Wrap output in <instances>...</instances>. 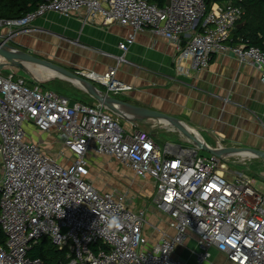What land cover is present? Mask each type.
Wrapping results in <instances>:
<instances>
[{"label": "built area", "instance_id": "1", "mask_svg": "<svg viewBox=\"0 0 264 264\" xmlns=\"http://www.w3.org/2000/svg\"><path fill=\"white\" fill-rule=\"evenodd\" d=\"M241 3L44 0L21 17L0 18V39L10 42L47 11L81 13L84 22L99 16L102 24L131 29L118 44L122 51L149 29L174 45L178 67L201 70L215 55H232L252 65L264 87V51L233 38ZM75 73L103 87L97 92L105 98L130 89L115 77L116 67ZM138 119L93 97L83 103L0 74V264H43L28 255L43 238L61 252L56 264H189L178 253L189 239L193 264H208L212 248L231 264H264V191L221 163L235 157L221 144L208 158L192 142L161 146ZM95 165L114 173L127 168L148 182L150 201L140 206L126 191L99 189L91 179ZM113 216L119 230L108 227Z\"/></svg>", "mask_w": 264, "mask_h": 264}, {"label": "crops", "instance_id": "2", "mask_svg": "<svg viewBox=\"0 0 264 264\" xmlns=\"http://www.w3.org/2000/svg\"><path fill=\"white\" fill-rule=\"evenodd\" d=\"M82 18L81 13L66 17L47 11L11 42L49 61L56 57L72 72L103 74L116 67L115 77L130 86L118 94L125 98L123 102L173 116L200 136L204 131L214 141L207 144L212 148L221 141L224 146L264 151V87L252 65L241 64L232 55H215L204 69H193L188 63L181 68L174 45L151 30L136 32L122 51L118 44L131 33L130 28L102 24L99 16L85 22ZM127 115L136 117L130 112ZM139 118L151 126L161 124L159 119ZM181 251L179 248V256ZM210 252L208 264H231L215 249Z\"/></svg>", "mask_w": 264, "mask_h": 264}, {"label": "rangeland", "instance_id": "3", "mask_svg": "<svg viewBox=\"0 0 264 264\" xmlns=\"http://www.w3.org/2000/svg\"><path fill=\"white\" fill-rule=\"evenodd\" d=\"M54 58L57 59L56 57ZM55 59L50 61L61 67L67 68L71 71L73 70L72 68H68L66 66L59 64ZM31 65L35 66V64H31ZM0 74L11 77L13 79L18 76H21L22 78L25 79V82L28 86L38 85L43 88H47L49 90L55 91L56 93L65 96L68 99L83 101L85 103L92 102V98L88 94H86L83 91V89L73 84L70 80H66L58 76L50 78L49 80L37 79L35 75L31 72V70H29L28 68H27V72H23L17 68L8 67V66H4L0 70ZM93 85L96 88L103 89V87L97 84H93ZM115 99L119 101L125 100V98L122 97L121 95L116 96ZM137 127L139 129L146 130L155 134L158 139L156 141L161 146L164 145L166 142L192 146L190 141L184 142L186 140V136L183 135L180 131H178L176 128H174L171 125L164 126L162 124H158L156 126H151V124L146 123L144 120H139L137 121ZM202 136L206 144L211 145L214 143L213 139L210 136H208L204 131H201V137ZM216 142L217 144H221L222 147L224 148H228V149L239 148L235 146H224L221 141H216ZM216 147L217 146H214V148ZM199 155L208 158L211 154L205 150H200ZM107 161L108 163L112 162L110 160ZM102 163H104V160L100 159L97 165H100ZM221 163H224L228 170L239 171L246 174L248 178L251 180V182H253L256 188H259L264 191V159L259 157H250L248 159L243 160L238 157V158H229L225 162H221ZM106 168L103 169L101 167V169H98L96 168V165L93 166L91 179L99 189L101 190L117 189V190L126 191L127 195L130 197L133 203L134 204L136 203V205H140V206L143 205L144 203L147 204V202L150 201L148 197L150 193L148 182L135 180L132 177L130 171L125 167L119 166V170L115 173L111 172L109 168H108L109 170H107ZM189 250H196L195 244L193 242H188L186 247L183 248L182 251L180 252V256L183 258H188L187 262L189 264H193L194 257L191 256ZM191 257L193 258V260Z\"/></svg>", "mask_w": 264, "mask_h": 264}, {"label": "water", "instance_id": "4", "mask_svg": "<svg viewBox=\"0 0 264 264\" xmlns=\"http://www.w3.org/2000/svg\"><path fill=\"white\" fill-rule=\"evenodd\" d=\"M0 70L4 66L8 67H14L17 68L23 72H27V64H36L42 67L49 68L55 72H57L59 75L65 78H70L74 80H78L81 82L83 85V88L86 90L87 93H89L93 98H95L97 101L108 105L114 110L115 112L122 113L120 110H117L112 104H119L125 109L136 115V117H146V118H153V119H159V120H165L167 121L171 126L176 128L178 131H180L183 135L187 136L194 144L201 146L203 150L211 153V154H216L218 155L219 150H213L207 146H204L199 142L194 136H192L190 133H188L185 128H183L181 121H179L177 118L170 116L166 113L148 109V108H143L140 106H134L131 104H128L123 101H119L115 98H105L102 95H100L99 91L97 92V88L90 82L88 79L77 75L75 72H72L68 70L67 68L61 67L45 58L39 57L35 54H32L30 52H27L25 50H22L18 47H16L12 42H8L6 40H1L0 39ZM190 141V142H191ZM224 152H239V151H249L253 154L254 157H259L264 159V151L247 147V148H233V149H228V148H223Z\"/></svg>", "mask_w": 264, "mask_h": 264}, {"label": "trees", "instance_id": "5", "mask_svg": "<svg viewBox=\"0 0 264 264\" xmlns=\"http://www.w3.org/2000/svg\"><path fill=\"white\" fill-rule=\"evenodd\" d=\"M44 0H0V18H18L33 11ZM209 5L213 0H203ZM244 15L240 26L234 30L233 38L240 37L249 46L264 51V0H242ZM235 41V39H233ZM5 237L0 229V245ZM31 257H39L43 264H56L61 257L55 247L47 239H41L28 252Z\"/></svg>", "mask_w": 264, "mask_h": 264}, {"label": "bare ground", "instance_id": "6", "mask_svg": "<svg viewBox=\"0 0 264 264\" xmlns=\"http://www.w3.org/2000/svg\"><path fill=\"white\" fill-rule=\"evenodd\" d=\"M27 68L29 70H31V72L35 75V77L37 79H48L49 80L50 78L58 76L60 78L66 79V80H70L73 84H75L79 88H83V85L81 84L80 81L62 77L57 72H55V71H53V70H51L49 68L42 67V66H39V65H36V64H35V66H32L31 64H28ZM119 110H121L122 112H126L127 113V111L123 107H120ZM127 114H129V113H127ZM158 122H160L164 126H170V124L167 121H165V120H160ZM182 126H183V128H185V130L188 133H190L192 136H194V138H196L199 142H201L203 144H206V142L203 140V138L200 136V134L196 130H194V128L190 127L189 125H187L185 123H182ZM186 139L188 141H191L187 136H186ZM212 149L216 150V149H221V148H220V146H218V148H212ZM224 154L227 155V156H230V157H235V158L239 157L241 159H248L250 157H254L253 154L251 152H249V151L226 152Z\"/></svg>", "mask_w": 264, "mask_h": 264}, {"label": "clouds", "instance_id": "7", "mask_svg": "<svg viewBox=\"0 0 264 264\" xmlns=\"http://www.w3.org/2000/svg\"><path fill=\"white\" fill-rule=\"evenodd\" d=\"M108 227H109L110 229H116V230H119V229L122 227V225H121V223H120V221H119V218L116 217V216H113V217L110 219V221H109V225H108Z\"/></svg>", "mask_w": 264, "mask_h": 264}]
</instances>
